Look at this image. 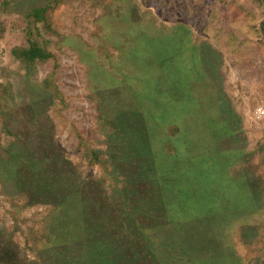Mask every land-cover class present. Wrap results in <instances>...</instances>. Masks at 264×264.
I'll return each mask as SVG.
<instances>
[{
	"label": "rangeland",
	"instance_id": "obj_1",
	"mask_svg": "<svg viewBox=\"0 0 264 264\" xmlns=\"http://www.w3.org/2000/svg\"><path fill=\"white\" fill-rule=\"evenodd\" d=\"M148 5L209 55L159 94L0 23V264H264V0Z\"/></svg>",
	"mask_w": 264,
	"mask_h": 264
},
{
	"label": "crops",
	"instance_id": "obj_2",
	"mask_svg": "<svg viewBox=\"0 0 264 264\" xmlns=\"http://www.w3.org/2000/svg\"><path fill=\"white\" fill-rule=\"evenodd\" d=\"M144 2L0 0V23L6 25L3 32L9 36L23 34L28 43L24 49L28 51L26 55L35 61L43 58L58 63L57 57L63 56L65 47L71 49V42L75 40L73 56L83 71L95 74L101 81L125 82L133 91L142 90V85L152 78L151 84L159 94L167 82L176 81L177 74L192 70L187 67L190 60L201 64L198 71L207 72L205 66L209 55L204 51L203 43L197 44L196 40L195 45L189 39L192 34L190 28L183 23L161 21L160 15L148 8L150 5L143 8ZM64 6L70 8L80 22L71 30L61 31L56 25L61 23L57 12ZM45 27L59 33L52 47L47 45L49 38L43 33ZM16 38L12 50L20 49L16 46ZM37 40L44 45L38 44ZM186 48L190 49L189 54L182 55ZM215 53L217 59L218 52ZM219 56L222 57L221 54ZM161 84L163 88H160ZM174 87L171 84L175 92Z\"/></svg>",
	"mask_w": 264,
	"mask_h": 264
},
{
	"label": "built area",
	"instance_id": "obj_3",
	"mask_svg": "<svg viewBox=\"0 0 264 264\" xmlns=\"http://www.w3.org/2000/svg\"><path fill=\"white\" fill-rule=\"evenodd\" d=\"M256 115H257L258 118L262 117L264 115V110L262 108H259L256 111Z\"/></svg>",
	"mask_w": 264,
	"mask_h": 264
}]
</instances>
